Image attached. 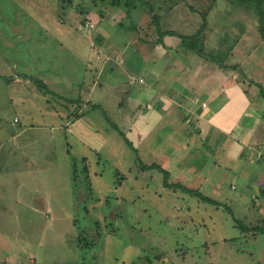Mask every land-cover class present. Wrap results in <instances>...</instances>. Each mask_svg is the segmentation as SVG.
Wrapping results in <instances>:
<instances>
[{
  "label": "rangeland",
  "instance_id": "obj_1",
  "mask_svg": "<svg viewBox=\"0 0 264 264\" xmlns=\"http://www.w3.org/2000/svg\"><path fill=\"white\" fill-rule=\"evenodd\" d=\"M153 13L174 35L157 34ZM203 24L200 57L179 37ZM200 62L243 85L207 123L196 109L211 86L190 69ZM186 132L179 162L170 141ZM0 264H264V40L252 4L0 0Z\"/></svg>",
  "mask_w": 264,
  "mask_h": 264
},
{
  "label": "crops",
  "instance_id": "obj_2",
  "mask_svg": "<svg viewBox=\"0 0 264 264\" xmlns=\"http://www.w3.org/2000/svg\"><path fill=\"white\" fill-rule=\"evenodd\" d=\"M159 47V46H158ZM198 66H200L199 68H197V70H193V67H191L190 69H192L191 71V75L194 78H198L200 75L201 77L199 79H201L200 81L204 84H208L211 87L207 88L206 90V95L204 97L205 101H202V108L200 109H196V116L198 117V119H203L204 123H207L205 121L206 117L210 116V114L214 115V112H221L224 111V109H227L230 106V102H232V96L234 95V93L236 92V90L238 91L239 88L243 89V85H239V83L233 78L230 77L228 78L227 75H218L216 74V72H206L203 71L204 70V66L203 64L200 62L198 63ZM203 66V67H202ZM198 76V77H196ZM198 79V80H199ZM211 81V82H210ZM218 85V87H217ZM214 86V87H213ZM181 89L179 90V92L177 93V96L175 98V100H173L174 102H177L182 105H186L187 102V89L185 87H180ZM243 92V91H242ZM240 93V92H239ZM236 95H240V94ZM209 129H212L211 127H209ZM207 128V126L203 129H198L197 132H200L201 138L202 135H204L205 137L207 136V134H209V130ZM196 132V133H197ZM189 133V132H188ZM186 132V135H175V137H173V139L171 138V143L170 144V148L169 151L172 155L174 154H179L178 156L180 157V161L179 162H183L187 156H189L188 154L190 153V151L192 150H188L187 152H184L183 155L181 156V150H184L185 148L187 149L190 144V142L192 141V137H190V135ZM176 139L177 142L175 141ZM206 139V138H204ZM191 140V141H190ZM261 142V141H260ZM238 144H241V140L238 139L237 140ZM191 147V146H190ZM177 156V157H178ZM163 165V163H162ZM205 165V164H203ZM172 173V172H171Z\"/></svg>",
  "mask_w": 264,
  "mask_h": 264
},
{
  "label": "trees",
  "instance_id": "obj_3",
  "mask_svg": "<svg viewBox=\"0 0 264 264\" xmlns=\"http://www.w3.org/2000/svg\"><path fill=\"white\" fill-rule=\"evenodd\" d=\"M248 1V3L251 5H253L255 8H256V10H257V15H258V21H259V34H260V37L262 38V40H264V13H263V11H262V5H263V3H262V1L261 0H247ZM111 4L113 5V6H115V4H116V2L115 3H113V2H111ZM152 16V21H151V23H152V25H155V28L157 29V34L160 36V37H162V36H172V35H174L173 33H162L160 30H159V17H158V15H156V14H152L151 15ZM204 27V24L201 26V28L199 29V31L196 33V34H194L193 36H190V37H179L180 39H181V42L185 45V44H189V49L191 50V51H193V52H195V53H197V54H199V56L200 57H203V50H202V38H201V32H202V28ZM187 44V45H188ZM200 46V48L201 49H199V46ZM197 45V46H196ZM31 81H33V80H31ZM34 82V84L36 85V86H38L39 88H41L42 90H46V86L41 82V81H39V80H34L33 81ZM49 92V91H48ZM47 91H45V93H48ZM112 127L116 130V131H118V133H119V135H121V136H123L122 135V133L121 132H119V130L117 129V127H115L114 125H112ZM127 143H129V142H127ZM130 145V144H129ZM130 147H131V145H130ZM141 168H142V170H144V171H147V170H156V171H158L159 173H161L162 175H163V183H162V185L165 187V188H167V189H169V190H181L183 193H185V194H188V195H192V196H195V197H197L198 199H200L202 202H204V203H208V204H211V205H214V206H217V203L215 202V201H213V200H210L209 198H207V197H205V196H203V195H201L200 193H198V192H194V191H192V190H190V189H188V188H185L184 186H182V185H180V184H174V183H169L168 182V180H169V177H170V175H169V173L166 171V170H164L163 168H161L159 165H157V164H152V165H150V166H146V165H143V164H141L140 163V165H139Z\"/></svg>",
  "mask_w": 264,
  "mask_h": 264
}]
</instances>
